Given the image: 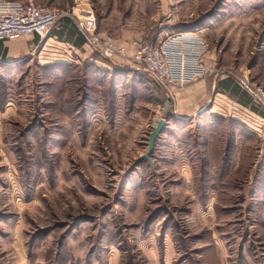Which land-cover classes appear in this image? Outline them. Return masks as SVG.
Segmentation results:
<instances>
[{
  "label": "rangeland",
  "instance_id": "obj_1",
  "mask_svg": "<svg viewBox=\"0 0 264 264\" xmlns=\"http://www.w3.org/2000/svg\"><path fill=\"white\" fill-rule=\"evenodd\" d=\"M35 1L92 10L121 42L194 32L207 63L195 82L213 83L207 109L172 121L170 90L190 83L158 86L142 67L107 78L89 58L61 62L48 35L11 40L28 53L0 62V264H157L137 242H175L170 264H203L212 230L224 264H264V133L233 117L235 94L221 87L238 81L237 98L264 117L243 84L264 87V0ZM164 118L151 160L137 162Z\"/></svg>",
  "mask_w": 264,
  "mask_h": 264
},
{
  "label": "built area",
  "instance_id": "obj_2",
  "mask_svg": "<svg viewBox=\"0 0 264 264\" xmlns=\"http://www.w3.org/2000/svg\"><path fill=\"white\" fill-rule=\"evenodd\" d=\"M80 15L35 0L27 3L0 0V40L27 35L42 39L59 21L70 17L95 51L106 58L142 67L158 86L176 89L206 75V44L194 32L173 33L164 41L121 42L114 35L99 30L94 11H82ZM243 84L264 110V87L250 80H245Z\"/></svg>",
  "mask_w": 264,
  "mask_h": 264
},
{
  "label": "crops",
  "instance_id": "obj_3",
  "mask_svg": "<svg viewBox=\"0 0 264 264\" xmlns=\"http://www.w3.org/2000/svg\"><path fill=\"white\" fill-rule=\"evenodd\" d=\"M4 1H18L21 3H27L29 0H4ZM101 32H104V31H101ZM27 36H29V35H27ZM31 36L33 38H35L37 42L41 39V38L36 37L34 35H31ZM48 37L50 40H56L58 43H61V52H58L61 55V62H67V61H73L74 62L75 61V63H76L77 61L81 62L82 60L89 58V60H91V61H96L98 63L97 65L99 67H101L103 71L109 72V75L107 76V78H109L110 75L112 76L113 73L115 72V69H117V70L119 69L118 67H121V68L126 67V68H129L132 70L133 69L137 70V69L141 68L140 66L133 65V64L132 65L129 64V66H125V64L118 59L110 60L109 62L106 61L104 63H100L98 57L95 56L96 51L86 41V39L83 36L80 29L78 28V26L76 25L74 20H72L70 17L63 18L61 20V23L59 22V25H55L49 31ZM17 39H19V38H17ZM13 40H16V39H13ZM26 42L27 41L23 42L25 44L19 43V42L13 44L11 42V40H0V62L2 61L3 58L9 60L10 58L15 59V58L25 56L28 53V52L26 53L27 44H28ZM58 53L55 52L54 55H56V57H60V55ZM68 63H71V62H68ZM204 63H205L206 70H207V63H206L205 59H204ZM78 65H79V63L75 64V66L79 67ZM98 66H96V67H98ZM90 67H92V66H90ZM93 67H94V65H93ZM222 81L223 82H221V87H223L225 89H229L231 91H232L231 88L234 87V89L237 90L236 92L233 91L235 94V97H232V98L229 97L231 99V103L233 102L232 105L234 104L233 105L234 107L232 108L233 109L232 115H234L233 117L240 119L246 125V127L248 129H250L251 131L257 132L260 129L259 134L261 135V133H264V130H263V132L261 130L262 128H264V117H262L260 115L259 110L254 108L252 105H249L247 103L244 104V102H241V100L239 98H237V96H241L240 91H243L242 90L243 88H242V86H240L239 82L238 81L235 82L233 80H222ZM211 83H213V82L209 81V78H204V79L198 80L196 82L195 81L190 82V85H188L185 88H182L178 91L179 94L176 91L174 92V90H172V91L170 90L171 93L173 92L171 95L172 96L171 98H173L172 102H173V109H174V112L172 113V119L171 120L175 121L176 120L175 118H179V117L184 119V118H191L192 116L193 117L196 116V115H194L195 113H193V114L187 113L188 109H191L192 107L197 109V111L207 109L210 102L207 101L206 99L208 97L209 90L211 89V86H212ZM220 94H222V93H220ZM173 96H175V98ZM205 100H206V102H205ZM216 100H217V98H216ZM216 100H215V104H216ZM242 108H245L244 113H242L243 112ZM241 110H242V112H241ZM183 119H181L179 121H182ZM169 123H171V121H167V124H169ZM215 148H217V150L219 149L218 146H216ZM223 150H224V146H223ZM170 160H171V158L169 159V161ZM224 162H226V161L222 159L220 168L224 165ZM175 163H176V161H174L173 165ZM240 164H241V162H240ZM212 166L218 167L219 163H215ZM191 171H192L193 189H194V192L196 194L199 192V190L196 191L195 187H194V183H197L196 182L197 176L194 175L195 173L192 170V167H191ZM220 176L221 175L217 174L215 177L216 180ZM184 179L186 181L188 179V176L185 177ZM210 179L211 178L209 177V181H210ZM224 180H225V178H224ZM206 181H207V183H209L208 179L205 180L204 182H206ZM212 191L216 192L215 190H212ZM212 193L213 192L209 193V194H211L209 196H208V194L203 195V198H209L210 199L209 202H210L211 198L216 197V195L219 193V191H217V194H215V195H213ZM197 197L199 198V195H197ZM257 230H260L261 232L264 231L263 229H259V228H257ZM211 235H212L211 236L212 239L215 241V244L213 245L215 248H214V251H212L211 253L210 252L207 253V256L205 257L203 264H224L223 257L221 255L220 248L218 246V242L215 239L213 230H212ZM18 246H19V244H18ZM137 246L142 250V252L145 255V257L147 258V260L153 261L157 264L158 263L163 264L161 262H164V264H170L171 262H173V260L175 259L174 257L177 256V253H178L177 249L175 248V246H176L175 242H163V245L161 248L159 247L158 242H140V243L137 242ZM201 246L202 247H208L206 242H201ZM175 260H174V263H175ZM181 264H183V263H181Z\"/></svg>",
  "mask_w": 264,
  "mask_h": 264
},
{
  "label": "water",
  "instance_id": "obj_4",
  "mask_svg": "<svg viewBox=\"0 0 264 264\" xmlns=\"http://www.w3.org/2000/svg\"><path fill=\"white\" fill-rule=\"evenodd\" d=\"M170 103L171 102H169L168 105L166 106L165 112L168 111ZM166 124H167V120L165 118L161 119L158 122L157 126L152 130V132L149 135V148H148V151L143 156H141L137 160V162L140 161L141 159H144V158L151 160L150 154L152 153V151H153V149L155 147L156 138L160 135V133L163 132L164 128L166 127Z\"/></svg>",
  "mask_w": 264,
  "mask_h": 264
},
{
  "label": "trees",
  "instance_id": "obj_5",
  "mask_svg": "<svg viewBox=\"0 0 264 264\" xmlns=\"http://www.w3.org/2000/svg\"><path fill=\"white\" fill-rule=\"evenodd\" d=\"M231 89H232V91H235V92L237 91L236 89H234V87H232ZM241 94H242V93H240V95H241ZM242 101H243L244 103H246L244 100H242ZM225 161H226V163L230 162V161H228L227 159H226Z\"/></svg>",
  "mask_w": 264,
  "mask_h": 264
}]
</instances>
